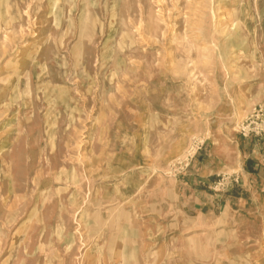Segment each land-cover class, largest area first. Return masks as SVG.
<instances>
[{
  "label": "rangeland",
  "instance_id": "rangeland-1",
  "mask_svg": "<svg viewBox=\"0 0 264 264\" xmlns=\"http://www.w3.org/2000/svg\"><path fill=\"white\" fill-rule=\"evenodd\" d=\"M260 106L264 0H0V264H264V196L228 206L238 164L218 219L153 258L141 239Z\"/></svg>",
  "mask_w": 264,
  "mask_h": 264
},
{
  "label": "crops",
  "instance_id": "crops-1",
  "mask_svg": "<svg viewBox=\"0 0 264 264\" xmlns=\"http://www.w3.org/2000/svg\"><path fill=\"white\" fill-rule=\"evenodd\" d=\"M224 160L229 163L226 167L222 165ZM237 164L239 166L237 172L242 177V184L239 186L240 188L234 186L233 189L226 194L231 198V200L229 199L228 201L229 207L234 200L239 201V208L234 211V216L237 217L241 214V211L248 206V197L251 196L255 190L259 195L258 199L260 201L262 200L264 196V136L262 138H255L254 136L244 137V139L239 142H221L216 148V155L214 157L206 152V148H200L189 161L186 171L182 173V177L172 179L171 187H166L165 190H163L165 194L161 203L179 207L181 214L178 215V218L182 217L185 219L170 222H166L165 220L155 221L154 224L151 223L150 226L156 228L158 232L161 230L164 233L162 235L157 233V235L153 237L141 235V239L145 238L143 239L144 242L159 244L157 250L150 252V258H153L155 254L159 255L161 251L164 253L168 249L167 243L182 242L184 240L189 241L190 238L197 235H186L184 233L185 230L189 231V229L192 230V228L193 230L200 229L199 225L205 222V220H216L219 218L217 215L218 208H220L218 199L223 196L217 194L213 186L216 184L224 168H229L228 166L234 168ZM247 184L251 185L248 186ZM160 190H162V187ZM168 193L174 196L173 203L170 201ZM240 194L241 196L245 195L239 197ZM261 202L264 208V201ZM192 207L196 211V218L198 221H201L200 223L198 222L196 226L194 223L189 224L187 220L189 218L187 213ZM225 207L226 205L224 208ZM231 210L233 209L231 208ZM146 223L144 221L137 226L139 228L145 227ZM27 240L28 235L26 241ZM163 244H165V246H162ZM140 253L139 251L135 252L134 258L140 259L139 256L145 254L142 252L140 255ZM141 258L144 257L142 256ZM163 264H165V262H163Z\"/></svg>",
  "mask_w": 264,
  "mask_h": 264
},
{
  "label": "built area",
  "instance_id": "built-area-1",
  "mask_svg": "<svg viewBox=\"0 0 264 264\" xmlns=\"http://www.w3.org/2000/svg\"><path fill=\"white\" fill-rule=\"evenodd\" d=\"M240 133L244 137L254 136L255 138H262L264 136V106H260L259 109L244 122Z\"/></svg>",
  "mask_w": 264,
  "mask_h": 264
}]
</instances>
